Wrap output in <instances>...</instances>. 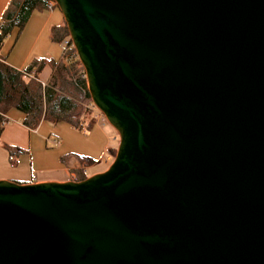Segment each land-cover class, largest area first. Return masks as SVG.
<instances>
[{"label": "water", "instance_id": "water-1", "mask_svg": "<svg viewBox=\"0 0 264 264\" xmlns=\"http://www.w3.org/2000/svg\"><path fill=\"white\" fill-rule=\"evenodd\" d=\"M49 1L117 148L0 181V264H264V0Z\"/></svg>", "mask_w": 264, "mask_h": 264}, {"label": "crops", "instance_id": "crops-1", "mask_svg": "<svg viewBox=\"0 0 264 264\" xmlns=\"http://www.w3.org/2000/svg\"><path fill=\"white\" fill-rule=\"evenodd\" d=\"M9 1L0 0V18ZM63 24L56 8L51 12L45 8L32 11L23 28L12 31L6 38L0 59L16 71L24 70L34 61H43L45 65L36 78L45 87L51 76L49 63H59L63 54V47L51 40V31ZM84 106L87 114L74 124L42 121L32 130L21 124V114L14 110L7 112L5 124L0 125V149L16 155V162L7 157L9 166L2 171L9 176L0 180L18 185L68 183L104 171L100 166L108 165L106 158L111 161L117 135L110 126L103 125L104 118L95 117ZM10 163H16L17 168Z\"/></svg>", "mask_w": 264, "mask_h": 264}, {"label": "trees", "instance_id": "trees-1", "mask_svg": "<svg viewBox=\"0 0 264 264\" xmlns=\"http://www.w3.org/2000/svg\"><path fill=\"white\" fill-rule=\"evenodd\" d=\"M47 1L8 2L0 18V49L12 31L19 32L23 28L32 11L44 10ZM67 37L64 24L51 31V40L63 47V54L59 63H49L51 76L45 87H41L36 78L45 65L43 61H34L24 70L16 71L0 59V125L5 124V115L10 110L21 114V124L30 130L42 121L74 124L87 114L82 107V104L90 102L84 73L77 69V58L62 44ZM7 152L11 158L13 153L8 149Z\"/></svg>", "mask_w": 264, "mask_h": 264}, {"label": "built area", "instance_id": "built-area-1", "mask_svg": "<svg viewBox=\"0 0 264 264\" xmlns=\"http://www.w3.org/2000/svg\"><path fill=\"white\" fill-rule=\"evenodd\" d=\"M55 8H56L55 4H54L52 1H49V0H48L47 3H46V5H45V10H46L47 12H51V11H53ZM62 44H63L64 47H66V48L69 50V52H70V51L72 52L73 57H74V56L76 57L75 52H74V49H73V47H72V45H71V42H70V40H69L68 37H67L66 39L63 40ZM84 108H85L86 110L92 112V113L95 115V117L97 116V117H101V118H103L102 115L100 114V112H98V110H96V108L92 105L91 102L87 103V104L84 106ZM53 143H54V142H52V144H53ZM116 148H117V145L113 148V152H114V154H115V152H116ZM114 154H113V156H112V158H111V161H110L108 158L105 159V164L107 163L108 165H110V163H111L112 160H113ZM108 162H109V163H108Z\"/></svg>", "mask_w": 264, "mask_h": 264}, {"label": "rangeland", "instance_id": "rangeland-1", "mask_svg": "<svg viewBox=\"0 0 264 264\" xmlns=\"http://www.w3.org/2000/svg\"><path fill=\"white\" fill-rule=\"evenodd\" d=\"M57 10V9H56ZM64 27H65V25H64ZM66 29V28H65ZM79 63V62H78ZM77 69H81L82 70V68H81V66H80V64H79V68H77ZM84 81H85V79H84ZM86 85V84H85ZM89 101H90V99H89ZM84 105H86V104H84ZM83 104H82V107L84 106ZM75 120V119H74ZM77 121H79V119L78 120H76V122ZM104 121V126L105 127H109L108 126V124L105 122V120H103ZM8 152L6 153L5 151H3V150H1L0 149V177H2V176H4V177H7V176H9V173H7V172H3L2 171V168H7L8 166H9V164H7V157H8ZM11 157V159L13 160V161H15L16 162V157L13 155V156H10ZM5 162H6V164H5ZM11 164V166H13V168H17V164L15 163H10ZM6 165H8V166H6ZM108 166L109 165H104V166H100V169H107L108 168ZM0 181H2V180H0Z\"/></svg>", "mask_w": 264, "mask_h": 264}]
</instances>
